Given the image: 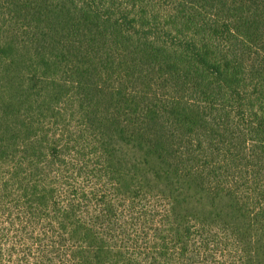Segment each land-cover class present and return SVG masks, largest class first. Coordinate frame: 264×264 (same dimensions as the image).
Returning a JSON list of instances; mask_svg holds the SVG:
<instances>
[{
  "label": "trees",
  "instance_id": "trees-1",
  "mask_svg": "<svg viewBox=\"0 0 264 264\" xmlns=\"http://www.w3.org/2000/svg\"><path fill=\"white\" fill-rule=\"evenodd\" d=\"M0 264H264V0H0Z\"/></svg>",
  "mask_w": 264,
  "mask_h": 264
}]
</instances>
